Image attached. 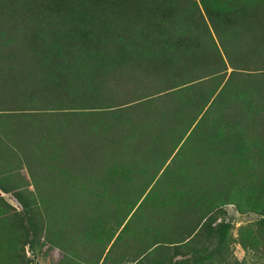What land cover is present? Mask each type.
<instances>
[{"label": "trees", "instance_id": "obj_1", "mask_svg": "<svg viewBox=\"0 0 264 264\" xmlns=\"http://www.w3.org/2000/svg\"><path fill=\"white\" fill-rule=\"evenodd\" d=\"M0 199L16 264H235L236 203L264 246V0H0Z\"/></svg>", "mask_w": 264, "mask_h": 264}, {"label": "rangeland", "instance_id": "obj_2", "mask_svg": "<svg viewBox=\"0 0 264 264\" xmlns=\"http://www.w3.org/2000/svg\"><path fill=\"white\" fill-rule=\"evenodd\" d=\"M23 174H27V170L22 171ZM31 190L34 189V186L30 187ZM15 195H5V200L10 203L14 204L15 202ZM3 200V199H2ZM1 200L0 206L5 211L7 209V205H3V201ZM22 208L20 210L21 212ZM260 216L252 211L242 212L239 208L237 203L236 204H228L225 206V215H221L218 219L220 222L221 220H225L227 223H230L231 233L233 235V239L235 242L233 243V251H234V262L235 264H264V246L260 249H255L249 246L248 249L244 248V246L238 241L239 233L241 229L247 227H257V222L259 221ZM8 240V239H7ZM5 237L0 239V254H4L5 260L3 261L0 258V264H16L15 258L13 259L14 262H11L12 254L9 251L4 252L5 244ZM2 243V244H1ZM21 246V245H20ZM18 253H23V251H18ZM24 260H30V264H57L64 258V253L59 250L58 248L50 247L49 245L42 246L38 248L36 252H33L29 246H26ZM21 260H18V262Z\"/></svg>", "mask_w": 264, "mask_h": 264}, {"label": "crops", "instance_id": "obj_3", "mask_svg": "<svg viewBox=\"0 0 264 264\" xmlns=\"http://www.w3.org/2000/svg\"><path fill=\"white\" fill-rule=\"evenodd\" d=\"M0 204H1V199H0Z\"/></svg>", "mask_w": 264, "mask_h": 264}]
</instances>
